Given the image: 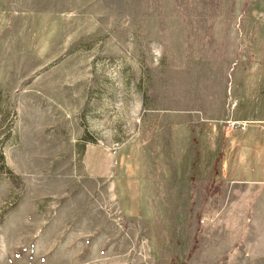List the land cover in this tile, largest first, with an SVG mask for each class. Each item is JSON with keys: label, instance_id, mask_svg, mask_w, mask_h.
I'll list each match as a JSON object with an SVG mask.
<instances>
[{"label": "rangeland", "instance_id": "1", "mask_svg": "<svg viewBox=\"0 0 264 264\" xmlns=\"http://www.w3.org/2000/svg\"><path fill=\"white\" fill-rule=\"evenodd\" d=\"M261 125L264 0H0V264H264Z\"/></svg>", "mask_w": 264, "mask_h": 264}, {"label": "crops", "instance_id": "2", "mask_svg": "<svg viewBox=\"0 0 264 264\" xmlns=\"http://www.w3.org/2000/svg\"><path fill=\"white\" fill-rule=\"evenodd\" d=\"M261 126L264 127V125H261ZM254 131H257V130H253V132ZM257 133H258L257 137H258L259 142H261V141L264 142V129H262L260 127ZM260 135H261V139H260ZM228 137H229V135H222L219 139H220L221 142H223L224 139H229ZM260 146L263 147L264 143L262 145L260 144ZM231 148H232V146H231ZM262 151H264V148H263ZM263 154L264 153H262V155L260 156V160L263 159ZM229 170L230 169H227V171H224V170L221 169V174H222L223 179H225L226 182H229L230 184H243V185H246V184H264L263 175L262 176L253 177L254 172L250 171V173H252V175H251L252 177L251 178H247V179L244 178V177L230 178L229 175H228ZM101 171H102V169L100 170V172ZM240 219L242 221V218H240ZM233 224H235V222Z\"/></svg>", "mask_w": 264, "mask_h": 264}]
</instances>
